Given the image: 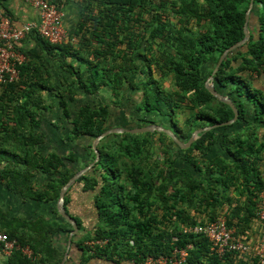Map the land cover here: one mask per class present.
Returning a JSON list of instances; mask_svg holds the SVG:
<instances>
[{"label":"trees","instance_id":"1","mask_svg":"<svg viewBox=\"0 0 264 264\" xmlns=\"http://www.w3.org/2000/svg\"><path fill=\"white\" fill-rule=\"evenodd\" d=\"M164 1L75 0L79 21L66 41L51 45L33 33L67 74L64 83L55 89L40 81L23 53L18 79L0 85V184L22 200L49 204L52 213L8 219L0 208V233L31 251L30 257L13 251L8 264H60L64 251L53 237L68 236L72 226L56 210L58 192L94 161L92 141L110 129L117 112L97 99L100 92H108L113 103L141 93L135 109L144 114H135L141 123L136 126L158 124L182 143L200 128L233 118L205 81L223 51L245 38L250 0H173L176 24L164 18ZM143 12H149L148 21L138 15ZM136 23L144 24L138 33ZM248 30L247 43L213 76L215 90L238 111L233 124L200 134L185 150L159 132L111 134L97 144L98 161L75 182L92 193L97 213L89 231L74 217L79 231L70 247L79 251V264H142L148 256H168L189 245L185 264H260L254 252L217 257L203 235L183 233L185 226L225 217L252 250L263 233L256 205L264 189V0H254ZM54 91L60 123L68 129L67 148L45 151L39 146L46 135L36 129L47 109L43 97ZM80 230L85 233L78 237ZM100 239L108 242L86 245Z\"/></svg>","mask_w":264,"mask_h":264},{"label":"crops","instance_id":"2","mask_svg":"<svg viewBox=\"0 0 264 264\" xmlns=\"http://www.w3.org/2000/svg\"><path fill=\"white\" fill-rule=\"evenodd\" d=\"M58 1L62 4L64 11L63 25L68 34L69 32H73L76 28L80 16V6L75 0ZM0 11L8 15L13 27L19 28L25 24L34 26L39 24V14L37 10L25 4L23 0H0ZM33 33H35V31L29 33L23 40L17 43L15 49L20 54H29V61L39 72L38 75H40V77L37 78L40 81L49 82L50 85L54 86L56 89L64 83L67 74L59 67V63L54 56L42 50L40 44L34 39L35 36ZM55 91L46 92V95L43 97L47 109L41 113L43 121L39 128L36 129L37 132H42L46 135L44 143L39 146L40 149L45 151L64 146L65 149L67 148L65 139L68 134V129L62 127L60 123L61 110L58 109ZM103 92L105 91L100 92L98 96L96 95L97 99L110 101V99L106 97L109 93L106 92L107 94H103ZM114 118H118L116 114L112 117V119ZM68 147L71 146L69 145ZM91 197L93 198L92 193L82 190V184L72 185L66 195L67 203L64 205L65 209L73 218L75 217L80 220L84 231L91 230L93 227L91 229L90 227L94 226L97 222V213L94 202L90 201ZM0 208L8 219L31 220L41 215L47 218L52 217L51 206L49 204L32 200H22L18 195L9 192L3 184H0ZM84 231L80 230L78 237L84 235ZM67 239L68 236L66 233L56 234L53 237L54 246L65 253ZM69 250L71 251L69 252ZM69 250L67 259L63 264H79L80 253L77 248L70 247ZM0 264H8V257H6L1 250ZM88 264L113 263L104 262L103 260H93ZM121 264L132 263L123 262Z\"/></svg>","mask_w":264,"mask_h":264},{"label":"built area","instance_id":"3","mask_svg":"<svg viewBox=\"0 0 264 264\" xmlns=\"http://www.w3.org/2000/svg\"><path fill=\"white\" fill-rule=\"evenodd\" d=\"M25 4L36 9L39 14V24L34 26L25 24L19 28L13 27L8 15L0 11V85L12 83L18 79V66L25 57L16 51L15 46L29 33L35 31L51 45H60L67 40L68 34L63 25L64 11L59 1L53 0H23ZM256 205V217L263 224V233L260 236L258 245L251 249L246 242L240 241L236 236V229L228 226L225 217H219L205 224L185 226L183 233L203 235L210 244L211 253L222 257L226 253L246 254L254 252L260 264H264V189L259 194ZM108 242L107 239L89 241L86 245L90 249L96 246L102 247ZM1 252L10 257L15 250L21 251L25 256L30 257L31 251L28 247H20L13 239L0 233ZM190 245L184 248H174L168 256L146 257L142 264H185L187 250Z\"/></svg>","mask_w":264,"mask_h":264},{"label":"water","instance_id":"4","mask_svg":"<svg viewBox=\"0 0 264 264\" xmlns=\"http://www.w3.org/2000/svg\"><path fill=\"white\" fill-rule=\"evenodd\" d=\"M253 2L254 0H250L249 2V7L248 10L246 11L245 14V23H244V27H243V33H244V37L242 40L238 41L237 43L233 44L232 46H230L229 48H227L226 50L223 51V53L220 55L216 66L212 72V74L209 76V78L205 81V88L206 90L219 102H222L226 105H228L230 107V109L233 112V118L227 122L224 123H220V124H215L212 126H206L203 128H200L196 131H194L190 138L188 139V141L186 143H182L179 139H177V137L169 130L166 129L158 124H148V125H143V126H136L133 128H123V127H115V128H110L107 129L105 132H103L101 135L97 136L93 141H92V149L95 153V159L92 163H90L89 165H87L86 167L80 169L79 171H77L68 181L67 183L61 188L59 193V197L58 200L56 201V210L58 212V214L60 215V217L65 220L66 222H68L71 226H72V230L70 231L69 235H68V239H67V248L66 251L64 253L63 259L61 264H63V262L67 259V255H68V250L70 248V244H71V240L72 238L78 233V225L76 223V221L74 220V218L68 214V212L65 209L64 206V197L66 195V192L68 191V189L75 184V182L83 175H85L92 167L93 165L98 161L99 159V153L96 149L97 144L106 136L111 135V134H122V133H129V134H145V133H154V132H159V133H165L166 135H168L173 141L174 143L180 147L181 149L185 150L187 148H189L191 146V144L199 138L200 134L210 131L212 129L218 128V127H222V126H229L231 124H233L237 117H238V111L235 107V105L232 103V101L225 95H222L220 93H218L213 85V76L214 74L218 71L221 63L225 60V58L231 54L232 52L240 49L242 46H244L249 37V30H248V21H249V17H250V12L253 8Z\"/></svg>","mask_w":264,"mask_h":264},{"label":"rangeland","instance_id":"5","mask_svg":"<svg viewBox=\"0 0 264 264\" xmlns=\"http://www.w3.org/2000/svg\"><path fill=\"white\" fill-rule=\"evenodd\" d=\"M171 1L173 0H169L167 2H165L166 4L163 5L164 8L162 9L164 12V18H166L167 20L171 21L173 24H176L177 22V18L173 16L172 13V8H171V4H169ZM199 2H202L203 0H198ZM154 3H159L161 2V0H153ZM77 3V2H76ZM160 4V3H159ZM140 17H142L144 20L148 21L150 14L149 12H143L142 14H138ZM144 24L141 23H136L134 24V27H136V29H134L135 33H138L137 31H141L144 29ZM190 28L194 27L195 28V24L190 23L189 25ZM156 50V48H155ZM154 50V51H155ZM156 53V52H155ZM168 85L169 84V80L164 81V85ZM103 94H105V92H103ZM107 94V93H106ZM109 94H107L106 97H108L109 99L111 98L110 96H108ZM131 97V96H130ZM130 97H125L124 101L120 102L118 100V103H113L112 101H115L113 98V100H110L109 102H111L110 106L113 109V112L115 110H117V112L115 111L116 115L118 118H114L111 120V127L110 128H115V127H123V128H132V127H136L137 124H141V123H137L136 122V118H134L135 114L138 113L135 109L136 107L141 106V93L137 92V94H134L131 98ZM78 99H82L80 96L77 97ZM86 101L91 102V99L88 100L86 99ZM74 108H76L77 106H79V103L77 104H73ZM70 112L73 114L74 112L72 110H70ZM144 113H138V115L141 117ZM90 201H93V198H90ZM95 216V215H94ZM89 227V226H88ZM93 226L90 227V229Z\"/></svg>","mask_w":264,"mask_h":264}]
</instances>
